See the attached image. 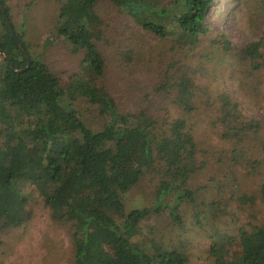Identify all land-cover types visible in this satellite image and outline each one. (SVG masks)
Here are the masks:
<instances>
[{
  "label": "trees",
  "instance_id": "trees-1",
  "mask_svg": "<svg viewBox=\"0 0 264 264\" xmlns=\"http://www.w3.org/2000/svg\"><path fill=\"white\" fill-rule=\"evenodd\" d=\"M59 1L55 27L71 52L82 57L80 73L66 87L40 56L29 53L11 23L30 57L27 69V58L0 11V51L11 59L0 54V232L25 224L23 188L28 185L44 197L56 222L70 226L75 264H191L174 248L142 240L141 226L166 212L181 225V205L196 204L191 179L204 165L185 117L198 110L199 81L224 77L233 62L238 68L233 77L250 100L264 71V36L238 46L211 31L207 18L217 0H107L116 26H108L100 15L102 0ZM123 17L136 26L131 34L119 31ZM103 37L115 67L97 44ZM110 74L115 80L111 88ZM138 74L145 80L141 86L133 82ZM115 86L116 92L148 105L121 109L112 95ZM80 97L107 120L101 130L78 116ZM209 105L223 122L224 138L236 141L231 160L242 164L245 134L258 131V123L242 121L229 93H216ZM172 107L182 115H172ZM145 178L158 182L155 202L128 211L124 195ZM260 193L264 198V183ZM238 200L253 203L255 198L239 192ZM204 204L198 217L221 216L222 203ZM230 241L215 231L214 264H264V225L241 230L238 257L226 250Z\"/></svg>",
  "mask_w": 264,
  "mask_h": 264
},
{
  "label": "rangeland",
  "instance_id": "rangeland-1",
  "mask_svg": "<svg viewBox=\"0 0 264 264\" xmlns=\"http://www.w3.org/2000/svg\"><path fill=\"white\" fill-rule=\"evenodd\" d=\"M1 3L9 12L15 30L23 37L29 53L40 56L61 85L68 86L73 75L80 73L82 57L71 52L70 43L61 37L55 27L60 1L1 0ZM111 10L110 3L102 0L100 15L108 26H116ZM207 23L211 31L225 35L238 46L259 41L264 36V0H217L209 12ZM117 25L123 35L131 34V30L136 28L126 17L120 19ZM111 36L116 40L114 28H111ZM149 39L151 43L156 41L153 37ZM97 44L106 54L108 62L114 66L106 37L97 41ZM226 67L224 77L205 76V79L199 81L203 89H200L197 96L198 110L185 117L195 132L201 150L199 162L204 165L191 179L190 188L197 194L196 204L186 201L181 205V225L175 223L166 212L141 226L142 240L147 238L150 246L162 244L174 248L186 254L191 264H214L211 247L215 231L231 239L226 250L230 256L238 257L242 252L241 230L264 225V198L260 193V187L264 183V71L255 84L257 90L250 100H246L237 77H233L234 71L238 69L237 65L229 62ZM137 71L142 74L139 69ZM139 74L133 81L136 86L145 82ZM107 77V86L111 88L112 82L115 84L113 74ZM218 92L229 93L235 99L239 104L242 121L259 125L258 131L253 132V129L245 134L242 148L247 159L240 165L231 160L236 141L224 138L223 122L209 105ZM112 95L118 100L121 109L136 110L148 105L139 103V100H130L129 95L123 91L116 92V86ZM75 106L78 116L91 129L98 131L104 127L107 120L99 115L97 108L87 99L80 97ZM172 108V115H182L180 109ZM157 183V180L145 178L125 194L127 210L152 205L156 199ZM239 192L253 196L255 201L241 202L238 200ZM23 194L27 197L25 224L0 232V262L75 264V245L70 226L60 224L52 218L44 197L35 187L25 185ZM213 201L223 204V209L219 210L221 216L212 218V215H196L197 212L201 214L204 211V203L208 205Z\"/></svg>",
  "mask_w": 264,
  "mask_h": 264
},
{
  "label": "water",
  "instance_id": "water-1",
  "mask_svg": "<svg viewBox=\"0 0 264 264\" xmlns=\"http://www.w3.org/2000/svg\"><path fill=\"white\" fill-rule=\"evenodd\" d=\"M0 11H1V13H2V15H3L4 19H5V23H6L7 27L9 28V30H10L11 33L13 34V36H14V38H15L17 44H18V46L21 48V51L23 52V54H24L25 57L27 58V62H28L27 69H28V68L30 67V65H31L30 57H29L28 54L25 52L24 48L21 47V43H20V41L18 40V38H17V36H16V34H15L14 30H13V27H12V25H11V21H10V18H9V16H8L7 11L5 10L3 4L1 3V1H0ZM0 54H3V55L8 59V61L11 63V59H10V57H9L5 52L0 51ZM11 66H12V65H11Z\"/></svg>",
  "mask_w": 264,
  "mask_h": 264
}]
</instances>
